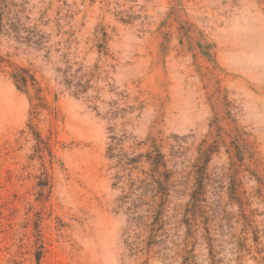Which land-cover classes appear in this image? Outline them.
<instances>
[{
	"label": "rangeland",
	"instance_id": "rangeland-1",
	"mask_svg": "<svg viewBox=\"0 0 264 264\" xmlns=\"http://www.w3.org/2000/svg\"><path fill=\"white\" fill-rule=\"evenodd\" d=\"M0 264H264V0H0Z\"/></svg>",
	"mask_w": 264,
	"mask_h": 264
}]
</instances>
